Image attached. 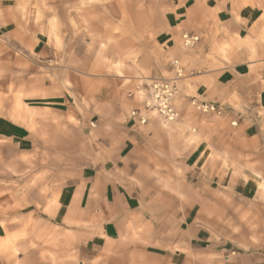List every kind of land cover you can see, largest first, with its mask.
<instances>
[{
  "label": "crops",
  "instance_id": "obj_1",
  "mask_svg": "<svg viewBox=\"0 0 264 264\" xmlns=\"http://www.w3.org/2000/svg\"><path fill=\"white\" fill-rule=\"evenodd\" d=\"M260 16L255 8L233 12L224 0H209L197 11L175 7L167 14L166 31L159 34L158 42L167 59L185 64L189 76L174 99L183 118L168 125L155 115L144 125L131 118L129 113L142 110L143 104L126 98L119 83L96 86L93 66L84 70L77 65L71 70V84L76 87L70 89L49 86L51 76L33 74L29 67L22 89L9 87L14 88L9 92L14 95L13 105L0 113V139L12 146L0 148L29 159L37 156L39 174L52 175L46 184L53 193L42 206L41 223L70 233L77 243L72 250L86 255L90 263L100 253H116L120 264H205L201 255L198 263L194 259L199 253L207 258L206 264H264V251H243L264 250V240L254 241L264 236V194L259 196L253 180L232 176L237 170L220 178L218 169L214 174L206 171L204 161L209 148L211 157H230L237 165L239 155H252L231 151L227 156L218 151V142L221 148L224 145L218 141V120L231 122L230 129L251 141L264 130V51H256L263 56L257 59L246 57L237 47L230 51L229 60L218 55L225 40L240 36L254 43L257 30L252 27ZM182 31L200 37L193 52L182 51ZM47 44L39 39L34 52L46 54ZM71 57L77 64L84 58L78 51ZM165 68L170 71L169 62ZM162 73L155 70L151 76ZM79 94L81 98L75 96ZM194 100L216 106L222 116L198 112L191 105ZM97 106L110 118L95 120ZM188 115L195 119H187ZM189 123L196 131L174 135ZM176 143L182 147L188 169H194L193 175L218 185V243H212L208 229L197 224L209 223V219L203 215V202L190 201V182L183 179L180 183V194L188 199L173 193L177 184L169 160L175 157ZM253 168L256 174L263 171ZM191 174L189 170L187 180ZM256 223L259 226L254 229ZM3 238L13 243L10 233ZM229 252L235 255L224 260Z\"/></svg>",
  "mask_w": 264,
  "mask_h": 264
},
{
  "label": "rangeland",
  "instance_id": "obj_2",
  "mask_svg": "<svg viewBox=\"0 0 264 264\" xmlns=\"http://www.w3.org/2000/svg\"><path fill=\"white\" fill-rule=\"evenodd\" d=\"M208 2L209 0H0V106L3 107L0 113H6L7 107L13 105L14 95L10 93L14 88L9 87L11 85L18 87L19 89L15 90L20 91L24 86L23 80L27 78L24 73L29 71V67L33 74H47L48 78L51 76L47 81L49 86L70 89L76 87L71 84V76L74 74L71 70L77 65L84 70L87 65L93 66L95 74L91 75L95 78L96 86L103 87L115 82L123 85L125 97L135 99L137 103L141 102L143 110V101L152 81L175 78L176 71L170 65L171 62H177L185 72L176 82L178 88L181 82L189 77L185 64L180 59H167L158 42L159 34L166 31L167 14L175 7H191L197 11L199 6H206ZM224 2L230 5L233 12L237 13L243 8L251 10L255 8L259 10L261 16L252 27V30H257L254 43L240 36L236 40H225L218 49V55L223 60H229L230 51L237 47L250 59L260 58L262 53L259 55L256 51H264V0ZM237 18L239 20L238 15ZM186 33L188 32H181L179 45L183 52H193L198 44L194 48L184 47L183 35ZM39 39L48 43L46 54L41 55L42 57L34 52V46ZM231 42L233 45H230ZM73 51H78L80 56L81 54L84 56L78 64L74 57H71ZM87 58L89 61H86ZM167 62L170 71L165 68ZM155 70H162L163 73L160 76H151ZM117 76L120 79H115ZM34 78L31 77V80H35ZM10 82L14 84H8ZM75 96L81 98L80 94ZM96 108L95 120L110 118L99 106ZM153 115L155 114L149 113V116ZM181 118L183 115H180L177 121ZM187 119L195 118L188 115ZM161 121L168 125V122L162 119ZM230 123L222 124L221 120H218V141H223L224 144L221 148V143L218 142V151L227 152V156L231 151L235 154L237 151V155L239 153L252 155L249 158L239 155L240 157L236 159L237 165L230 157L225 158L223 155H218V158L211 157L212 149L209 148L204 160L207 161L205 169L212 174L218 169L220 178L226 176L228 172L237 170L238 174L229 173V176L253 180L259 189V196H263L264 130L254 142L230 129ZM233 123L236 122H232V126H235ZM187 125V128L176 129L174 135L180 136L183 133L187 135L193 130L196 131L192 123ZM91 126L97 128L96 125ZM0 146L12 144L0 139ZM175 151V157L169 160L177 184L175 191L172 192L176 196L179 193L181 198L188 199L180 194L183 192L180 183L183 179L190 182V201L203 202V215L209 219V223L197 224L208 229L212 243H218V185L193 175L194 169H188L186 166L182 147L178 143ZM198 166L195 167L196 171ZM256 166V170L263 169L261 174L253 172L255 170L253 167ZM189 170L192 174L187 180ZM242 171L247 174H242ZM257 175L261 178L259 179ZM51 177V174H39L37 156L29 159V156L23 157L18 151L0 148V264H120L119 254L116 253L109 255L100 253L94 262H87L86 255L80 254L77 249L72 250L77 243L70 233L60 232L53 226L41 223V217H45L42 206L53 193V189H47L46 184V179ZM223 191L227 190L223 188ZM225 197L219 195V198ZM262 225L264 227V216ZM6 226L8 231L5 230ZM258 226L256 223L253 228ZM7 233L13 237L12 244L3 238ZM263 240L264 236L254 239L255 244H260ZM243 251L257 253L264 250ZM199 255L206 264L207 258L199 253L194 258L197 259V263ZM233 255L235 252L225 253L223 259L228 260V257Z\"/></svg>",
  "mask_w": 264,
  "mask_h": 264
},
{
  "label": "built area",
  "instance_id": "obj_3",
  "mask_svg": "<svg viewBox=\"0 0 264 264\" xmlns=\"http://www.w3.org/2000/svg\"><path fill=\"white\" fill-rule=\"evenodd\" d=\"M200 41V38L196 35L184 34L183 44L186 48H194ZM170 65L176 71L174 79L162 80L156 79L152 81V84L148 87V94L145 98L143 110H133L130 113V117L139 121L140 124L144 125L147 123L149 113L155 111L157 115L165 122H174L179 119V112L174 105V99L178 92L177 80H179L184 72L177 62H171ZM132 96L131 94L129 95ZM191 105L200 113L203 114H216L222 115V110L216 106L199 102L197 100L192 101ZM236 123H233L235 125Z\"/></svg>",
  "mask_w": 264,
  "mask_h": 264
},
{
  "label": "bare ground",
  "instance_id": "obj_4",
  "mask_svg": "<svg viewBox=\"0 0 264 264\" xmlns=\"http://www.w3.org/2000/svg\"><path fill=\"white\" fill-rule=\"evenodd\" d=\"M140 94H141V93H140ZM152 114H155L156 116H158L157 113H156L155 111H153ZM158 117H159V116H158ZM159 118H160V117H159ZM169 123H171V122H169ZM169 123H168V124H169Z\"/></svg>",
  "mask_w": 264,
  "mask_h": 264
}]
</instances>
